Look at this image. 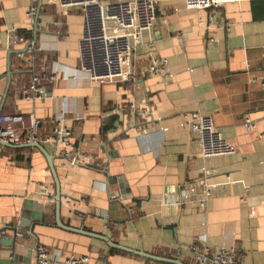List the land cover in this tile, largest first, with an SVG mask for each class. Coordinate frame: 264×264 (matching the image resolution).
<instances>
[{"label":"crops","instance_id":"obj_1","mask_svg":"<svg viewBox=\"0 0 264 264\" xmlns=\"http://www.w3.org/2000/svg\"><path fill=\"white\" fill-rule=\"evenodd\" d=\"M155 1V23L142 32L132 57L134 76L100 85L78 70L79 9L62 10L57 0H42L38 9L37 0L34 34L31 0H0V104L8 64L11 72L0 114L32 113L41 121L38 143L52 157L65 228L182 264H196L190 247L202 243L233 247L238 264H264V0L208 10H187L183 0ZM18 30L32 32L31 42L36 35L35 51L27 54L37 60L31 73L20 69L25 52L9 54L29 42L10 44ZM149 54L167 60L170 78L147 74ZM33 74L44 94L24 100L18 91ZM132 103L150 108L153 119L142 123L130 112ZM191 113L211 117L235 153L198 158L196 135L185 125ZM57 116L72 129L75 148L87 154L85 164L64 166L42 142ZM245 118L254 130H245ZM203 168L212 184L225 175L231 183L214 190L204 211L174 204ZM54 195L38 149L0 146V264H30L36 245L62 258L88 256V264H168L59 227Z\"/></svg>","mask_w":264,"mask_h":264},{"label":"built area","instance_id":"obj_2","mask_svg":"<svg viewBox=\"0 0 264 264\" xmlns=\"http://www.w3.org/2000/svg\"><path fill=\"white\" fill-rule=\"evenodd\" d=\"M240 0H183L187 10L217 9L229 2ZM37 0H31L27 16L34 24ZM62 10L79 9L83 16V31L78 43V70L84 73L90 82L100 85L124 82L134 76L132 57L141 44L142 32L153 27L155 16V0H131L109 3L102 0H57ZM229 26V24H226ZM22 38L12 34L11 45H16ZM25 43V42H24ZM35 45L26 42L25 53L33 54ZM19 56L22 55L18 54ZM30 64L33 62L29 61ZM148 75L170 78L171 73L166 59H159L153 54L148 55L146 68ZM38 77L32 75L27 85L19 91L24 100L39 99L44 94L38 85ZM130 112L137 114L142 123L153 119L150 108H138L136 104L129 105ZM62 117H55L49 133L42 142L52 146L66 167L83 165L89 159L87 154L77 150L72 141V129L62 123ZM41 121L32 113L0 114V141L12 146L32 145L38 143V132ZM189 132L196 135L198 151L201 160L210 157L235 153V148L228 143L214 125L212 118L198 113L187 115L185 122ZM243 126L246 131L255 129L251 120L245 118ZM209 170L201 169L200 176L182 190L177 206L191 207L204 211L214 190L223 184L231 183L229 175L224 176L223 183L212 184ZM44 193V189H42ZM116 196L110 195V199ZM52 201V200H51ZM15 237H21L16 232ZM190 250L196 264H238L237 252L233 247L212 248L206 243L192 245ZM34 258L30 264H88L85 255L61 257L53 256L45 247L36 245L33 249Z\"/></svg>","mask_w":264,"mask_h":264},{"label":"water","instance_id":"obj_3","mask_svg":"<svg viewBox=\"0 0 264 264\" xmlns=\"http://www.w3.org/2000/svg\"><path fill=\"white\" fill-rule=\"evenodd\" d=\"M41 2H42V0H39L38 9L40 8ZM38 12H39V10L37 11L35 22H34V26H35L34 34H36V32H37L36 23H37V19H38ZM35 41H36V35H34V38H33V42L34 43H35ZM24 52H25V49H24V51L10 52L9 54H21V53H24ZM10 84H11V72L9 70V64H8L7 73H6V88H5L4 93L2 94V100H1V104H0V113H1V110H2V107H3V103H4V100L6 98V95L8 93ZM0 146H2L4 148H12V149L36 148L44 155V157L48 161L50 172H51V174L53 176L54 185H55V195L53 196V201H54V204H55L56 224L59 227H61V228H65L60 222L61 193H60V185H59V182H58V179H57V176H56V172H55V169H54V166H53V163H52V157L48 156L46 154L43 146L41 144H39V143H35V144H32V145L12 146L10 144H6V143L0 141ZM65 229H67V230H69L71 232L77 233V234L88 236L90 238L101 240V241L105 242V244L111 249L118 250V251L125 252V253H129V254H134L136 256H139V257H142V258H146V259H149V260L154 261V262H163V263H168V264H182L178 260H172V259H166V258H162V257H158V256H152V255L146 254V253H144L142 251L132 250V249H129V248H126V247H123V246H119L117 244H114L112 241H110V239L108 237H106V236H101V235H98V234H93V233H89V232H86V231H83V230H76V229H72V228H65ZM10 243H12V244L14 243V239L13 238L10 240ZM15 255L16 254H14V258L16 260L18 257H16Z\"/></svg>","mask_w":264,"mask_h":264},{"label":"trees","instance_id":"obj_4","mask_svg":"<svg viewBox=\"0 0 264 264\" xmlns=\"http://www.w3.org/2000/svg\"><path fill=\"white\" fill-rule=\"evenodd\" d=\"M16 34L19 38H22V40H25V41H29L32 38V32L27 31V30H18L16 31ZM29 56L30 55H27L25 53L21 56L20 69H23L28 73H31V71L33 70V67L35 66L34 63H37V60L35 58V62L33 61V67H32V64H30L29 62V58H28ZM34 71H35V68H34Z\"/></svg>","mask_w":264,"mask_h":264}]
</instances>
